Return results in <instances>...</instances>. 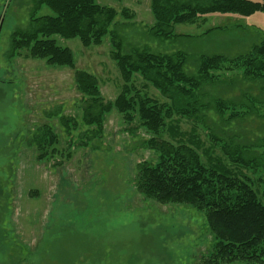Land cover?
Here are the masks:
<instances>
[{"label":"rangeland","instance_id":"rangeland-1","mask_svg":"<svg viewBox=\"0 0 264 264\" xmlns=\"http://www.w3.org/2000/svg\"><path fill=\"white\" fill-rule=\"evenodd\" d=\"M97 1L117 10L118 31L126 35L129 45L145 46L155 53L184 51L189 55L186 70L190 74L196 73L203 54L234 57L264 39V12L249 17L209 15L175 26V33L190 37L160 40L149 32L154 23L151 0ZM32 5V0H0V264H202L201 256L213 242L205 212L186 204L160 203L136 188L138 165L158 158L143 143L151 133L140 120L128 122L113 107L105 116L102 142L96 141L94 148L78 144L85 128L73 130L68 137L59 117L53 115L59 110L81 123L77 70L96 76L103 98L115 102L124 81L111 58L110 36L90 46L79 37L54 36L59 45L72 51L73 67L29 57L26 49H13L12 34L29 25ZM126 8L133 18L123 16ZM42 14L52 11L43 6L37 15ZM215 26L222 29L202 34ZM214 72L227 83L205 87L207 101L234 99L238 111L250 106L257 111L233 121L230 128L211 111L209 125L220 138L236 135L241 141L260 142L248 156H258L264 165V90L259 85L250 88L240 77L232 86L238 70L222 67ZM133 84L160 103L168 101L138 74ZM46 124L54 127L59 142L47 146L48 155L38 160L41 152L28 138ZM181 125L187 131L195 126L185 118ZM196 129L210 147V130L202 124ZM219 129L233 133L223 134ZM219 146L214 155L232 166ZM245 172L264 198V166Z\"/></svg>","mask_w":264,"mask_h":264},{"label":"trees","instance_id":"trees-1","mask_svg":"<svg viewBox=\"0 0 264 264\" xmlns=\"http://www.w3.org/2000/svg\"><path fill=\"white\" fill-rule=\"evenodd\" d=\"M32 3L29 25L12 34L14 50L26 49L29 57L73 67L72 51L59 45L54 36L79 37L85 46H90L101 44L109 35L111 58L124 81L115 102H109L101 95L98 78L77 70L75 82L82 94L81 123L74 117L61 115L59 110L53 114L59 117L68 137L73 130L85 128L78 135L81 138L78 144L97 148L102 142L105 116L113 107L124 113L128 122L138 118L151 133L144 145L158 154L156 162L144 161L138 165L135 177L138 191L160 203L186 204L205 212L213 242L201 256L202 264L239 261L264 264V198L256 181L245 172V169L256 172L260 165L264 166L258 156H248L255 152L254 146L260 142L241 141L235 139L236 135L220 138L209 125L211 111L220 118L221 124L230 128L233 121L252 115L257 109L250 106L247 111L240 112L234 99L217 97L207 101L204 92L209 85L227 83L214 72L222 67L238 70L232 86L240 77L250 88L259 85L264 90V39L246 53L234 57L203 54L196 73L190 74L186 70L189 55L184 51L155 53L145 46L129 45L126 35L118 31V12L111 6L97 0H32ZM43 6L50 8L52 14L37 15ZM151 12L154 23L149 32L160 40H167L191 36L174 32L180 23H196L215 14L249 17L264 12V0H151ZM122 14L128 19L134 17L128 8L123 9ZM221 29L220 26L211 27L202 34ZM136 74L147 85L158 89L168 101L160 103L135 88ZM242 94L245 97L247 93ZM181 118L192 121L194 128L184 130ZM199 124L210 130L208 134L213 143L210 147L205 146L196 129ZM219 130L223 134L233 133L229 129ZM58 139L54 127L46 124L28 141L41 152L38 160H43L48 155L47 146L57 144ZM217 145L232 166L214 155ZM203 154L207 161L203 160Z\"/></svg>","mask_w":264,"mask_h":264}]
</instances>
